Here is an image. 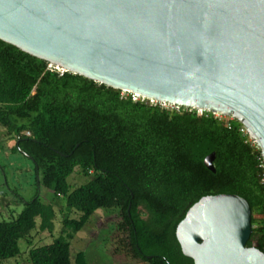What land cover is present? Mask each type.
<instances>
[{"label":"trees","instance_id":"trees-1","mask_svg":"<svg viewBox=\"0 0 264 264\" xmlns=\"http://www.w3.org/2000/svg\"><path fill=\"white\" fill-rule=\"evenodd\" d=\"M46 65L0 42V129L31 162L37 189L54 198L42 203L34 195L15 218L0 221V264L18 256V241L28 244L31 232L53 231L54 207L61 231L49 244L30 247L27 264H86L81 252L71 260L69 241L99 210L120 217L108 238L112 257L192 264L174 230L191 205L214 195L247 202L245 247L264 252V172L235 120L134 103ZM210 153L213 173L202 164ZM75 169L88 180L70 190L66 179Z\"/></svg>","mask_w":264,"mask_h":264},{"label":"water","instance_id":"water-1","mask_svg":"<svg viewBox=\"0 0 264 264\" xmlns=\"http://www.w3.org/2000/svg\"><path fill=\"white\" fill-rule=\"evenodd\" d=\"M0 42L112 90L230 117L264 172V0H0ZM249 236L234 195L200 198L174 230L192 264H264Z\"/></svg>","mask_w":264,"mask_h":264},{"label":"rangeland","instance_id":"rangeland-1","mask_svg":"<svg viewBox=\"0 0 264 264\" xmlns=\"http://www.w3.org/2000/svg\"><path fill=\"white\" fill-rule=\"evenodd\" d=\"M14 144L13 139L5 137L3 130L0 129V221H10L15 218L22 209L23 203L30 201L34 195H37L42 203H49L54 199L50 191L44 188L37 189L36 174L31 162L15 151ZM87 180L88 177L82 176L75 169L66 182L72 190L83 185ZM57 201L62 206L63 199L58 198ZM58 210V207H54V228L51 233L31 232L28 244L18 241V256L1 264H27L26 254L30 247L49 244L56 238L61 231ZM119 221L117 212L97 211L85 227L69 241L71 260L76 253L81 252L86 264H133L132 260L114 258L109 253L108 238Z\"/></svg>","mask_w":264,"mask_h":264},{"label":"built area","instance_id":"built-area-1","mask_svg":"<svg viewBox=\"0 0 264 264\" xmlns=\"http://www.w3.org/2000/svg\"><path fill=\"white\" fill-rule=\"evenodd\" d=\"M46 69L50 72H54L56 73L58 76H61L62 73H64L62 70H60L59 68L55 67V66H52V65H49L47 64L46 65ZM119 97L122 98V99H125L126 97H129L131 102H139V103H142V104H146L148 106H151V107H157L159 108L160 110H164V111H167V112H170V113H180V112H186V113H194L196 116H201L202 114L204 113H208V112H205V111H202V110H197V109H191V108H183V107H179V106H175V105H172V104H166V103H159V102H155V101H152V100H148V99H144L140 96H137V95H134V94H130L128 92H123V91H119ZM211 115V117L213 119H216V120H226V121H231L233 119H231L230 117H223L222 115L218 114V113H208ZM238 131L241 135L245 136L247 138V142L250 146H254V142L251 141L247 135L245 134V130L242 126H240L238 128ZM264 182V178L262 180Z\"/></svg>","mask_w":264,"mask_h":264}]
</instances>
